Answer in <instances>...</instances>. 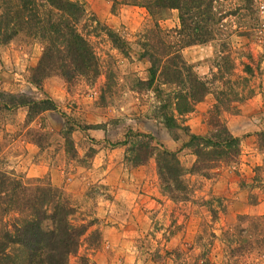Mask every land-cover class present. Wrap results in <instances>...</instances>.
Returning a JSON list of instances; mask_svg holds the SVG:
<instances>
[{"label": "rangeland", "instance_id": "1", "mask_svg": "<svg viewBox=\"0 0 264 264\" xmlns=\"http://www.w3.org/2000/svg\"><path fill=\"white\" fill-rule=\"evenodd\" d=\"M77 1L117 33L125 49L113 48L99 31L89 36L101 67L91 84H67L50 75L36 87L28 73L40 54L38 43L17 35L1 44L0 169L26 182L48 179L75 205V221L93 219L68 264H264V147L257 137L264 127V0L247 5L219 0L215 8L223 16L216 40L181 49L185 62L210 87L223 79L213 78L214 63L226 62L223 77L252 89L235 111L221 113L232 133L252 138L240 147L235 163L185 173V200L160 191L154 157L129 163L133 134L151 135L153 145L175 151L188 169L194 155L181 144L187 133H206L212 95L189 113L173 115L180 126L165 125L177 87L158 79L150 87L135 83L148 79V62L139 57L140 31L148 19L144 8L116 4L111 10L112 0ZM177 21L171 9L158 25L173 28ZM106 69L114 73L108 85ZM29 97L49 98L56 107L30 118L24 105L2 107L11 98ZM67 123L74 127L70 144L64 138ZM248 153L256 156L252 164ZM11 218L3 217L8 223Z\"/></svg>", "mask_w": 264, "mask_h": 264}, {"label": "trees", "instance_id": "2", "mask_svg": "<svg viewBox=\"0 0 264 264\" xmlns=\"http://www.w3.org/2000/svg\"><path fill=\"white\" fill-rule=\"evenodd\" d=\"M218 2L112 0L111 3V10L116 4L140 6L148 16L140 31L143 41L139 43L142 49L139 57L148 62V79L135 83L150 87L158 79L167 86L177 87L172 96V112L164 113L165 125L180 126L173 115L189 113L207 93L213 98L206 111V133H187L186 141L181 144L182 148H190L194 155L188 169L182 167L175 151L161 144L153 145L151 135L133 134L129 163L135 166L154 157L160 191L172 200L187 199L185 173H199L215 167L218 162L235 163L240 152L239 138L229 131L221 113L235 111L237 103L252 95V89L223 77L225 70H229L226 62L214 63L213 78L223 79L219 86L210 87L181 55L183 47L216 40L223 16L215 8ZM251 2L243 0L246 5ZM171 9L176 10L178 25L162 29L158 20ZM99 31L113 48L124 51L125 43L120 36L88 14L77 0H0V45L20 35L40 46L38 59L28 73L29 82L36 87L50 75L60 77L67 84L78 80L91 84L101 73V67L89 36H97ZM221 42L219 46L224 47V41ZM223 58L226 59V55ZM243 71L250 73L246 67ZM103 75L108 85L114 73L106 69ZM15 105L26 106L28 118L56 107L46 97L19 101L11 98L2 107ZM73 128L67 123L64 138L68 144ZM182 128L187 130L186 126ZM262 130L257 137L264 147V127ZM75 212L76 207L68 196L48 179L37 178L33 183L27 179L26 182L18 175L0 169V264H68L80 242L88 237L83 236L93 221L77 222L73 218ZM7 214H12L9 223L3 219Z\"/></svg>", "mask_w": 264, "mask_h": 264}, {"label": "crops", "instance_id": "3", "mask_svg": "<svg viewBox=\"0 0 264 264\" xmlns=\"http://www.w3.org/2000/svg\"><path fill=\"white\" fill-rule=\"evenodd\" d=\"M227 126V125H226ZM228 128V127H227ZM229 129V128H228ZM230 131V130H229ZM231 132V131H230ZM232 133V132H231ZM234 136H237L239 138V147H243V143L246 142V141H250V139L252 138V135H246V136H242L239 132H234L232 133ZM242 152V150H241ZM254 153H251V154H247L245 155V157H249L251 156V159H250V163L252 164V161L255 159L256 156H253ZM256 160V159H255ZM256 165L259 164V161H256L255 163ZM257 207V206H256ZM255 207V208H256Z\"/></svg>", "mask_w": 264, "mask_h": 264}]
</instances>
